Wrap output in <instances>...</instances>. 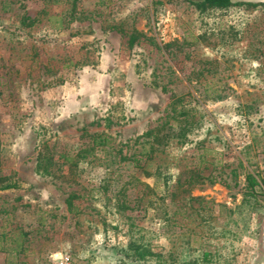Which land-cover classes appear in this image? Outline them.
<instances>
[{"label":"rangeland","instance_id":"374dc122","mask_svg":"<svg viewBox=\"0 0 264 264\" xmlns=\"http://www.w3.org/2000/svg\"><path fill=\"white\" fill-rule=\"evenodd\" d=\"M66 1L0 0V172L20 181L0 194V264L58 253L72 264H264V0L203 14L186 0H77L84 18L52 41ZM44 7L28 36L10 35L18 15ZM113 25L134 27L139 43ZM163 122L177 138L148 162L135 139ZM100 133L112 148L96 149L78 183L36 170L41 141L74 156L82 135ZM18 227L29 249L15 258L1 248Z\"/></svg>","mask_w":264,"mask_h":264},{"label":"trees","instance_id":"16d2710c","mask_svg":"<svg viewBox=\"0 0 264 264\" xmlns=\"http://www.w3.org/2000/svg\"><path fill=\"white\" fill-rule=\"evenodd\" d=\"M188 5L192 6L195 11L200 12L201 14L206 13L208 11L214 10H227L237 3L233 0H186ZM63 0H53V3L61 5L60 3ZM66 5L60 7V9L53 15V17L57 18V25L51 33H47L45 36L52 39V41H58L62 38V31L67 29L68 24L71 21H78L84 18V14L78 9L77 0H67L65 2ZM47 9L44 7L42 11H40L35 17H28L25 13L18 15V26L13 27L14 31L10 33L13 38H25L30 34L25 32V29H32L37 26L38 16L40 14L46 15ZM68 20V22H66ZM112 29L117 30V32L121 33L126 37V43L129 48H132L135 44L139 43V38L142 36L140 32H137L134 27L130 30H124L117 25H113ZM86 30L80 31L76 30L71 36H83L88 34ZM32 50V48H31ZM35 58H37V54L32 53L31 63H36ZM79 64V62H77ZM84 64V63H82ZM49 70V68H46ZM54 81H49L47 86H51V84H61L62 79L58 77L54 83ZM164 90V89H163ZM171 128H169L170 130ZM82 137H86L89 139L86 147L77 152L74 156H68L67 154H59L56 150L55 141H50L49 139L43 140L40 142L38 146V151L36 155V170L45 176H49L53 179H61L64 181H72L73 183H78L77 178H80L82 173L86 170V167L91 163L97 160L95 156V151L97 148H112L110 145V138L103 133L100 134H86L82 135ZM172 138H177V136L172 135L168 130L165 132V123H161L160 125L149 129L142 135L138 136L135 141L139 142V140L146 142L150 146V156L148 157V162L153 160L154 151L161 146L165 147ZM263 153H264V140H263ZM128 158L121 157V160H126ZM135 162L139 163L141 160L134 157ZM85 163V164H84ZM144 176H150L151 173L145 171L142 168ZM257 183L254 178L250 179L251 187L255 186ZM20 188V181L16 178L14 173H2L0 172V194L6 191H15ZM82 198L81 195L78 194H70L68 195L64 203L66 204L68 211L72 213L73 211H77V207L74 204V201L80 200ZM41 225V224H40ZM39 225V226H40ZM13 231L14 234L3 235L4 242L9 244L7 247L1 248V250L8 253V255H12L15 258L20 257L21 255L24 257L25 253L29 249L28 237L30 235L29 231H25L22 228H15ZM19 264H25L24 261H21Z\"/></svg>","mask_w":264,"mask_h":264},{"label":"built area","instance_id":"2783aa9c","mask_svg":"<svg viewBox=\"0 0 264 264\" xmlns=\"http://www.w3.org/2000/svg\"><path fill=\"white\" fill-rule=\"evenodd\" d=\"M50 262L51 264H72L70 257L67 254L62 253L54 254L50 258Z\"/></svg>","mask_w":264,"mask_h":264}]
</instances>
